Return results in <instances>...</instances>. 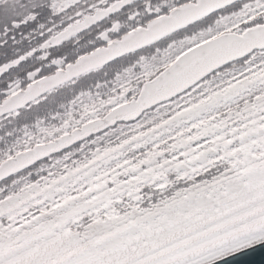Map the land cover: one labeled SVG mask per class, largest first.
Returning a JSON list of instances; mask_svg holds the SVG:
<instances>
[{"label":"snow or ice","instance_id":"snow-or-ice-1","mask_svg":"<svg viewBox=\"0 0 264 264\" xmlns=\"http://www.w3.org/2000/svg\"><path fill=\"white\" fill-rule=\"evenodd\" d=\"M222 261L264 264V0H0V264Z\"/></svg>","mask_w":264,"mask_h":264},{"label":"water","instance_id":"water-1","mask_svg":"<svg viewBox=\"0 0 264 264\" xmlns=\"http://www.w3.org/2000/svg\"><path fill=\"white\" fill-rule=\"evenodd\" d=\"M261 258H262V254L259 250L249 257L250 260H253L256 262H259L261 260ZM220 264H227V262L222 261V262H220Z\"/></svg>","mask_w":264,"mask_h":264}]
</instances>
